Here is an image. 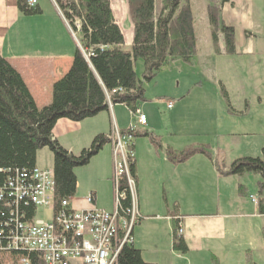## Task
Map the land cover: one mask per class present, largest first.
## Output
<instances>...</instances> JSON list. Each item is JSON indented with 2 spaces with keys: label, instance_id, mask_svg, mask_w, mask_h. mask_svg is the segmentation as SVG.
Returning a JSON list of instances; mask_svg holds the SVG:
<instances>
[{
  "label": "crops",
  "instance_id": "obj_1",
  "mask_svg": "<svg viewBox=\"0 0 264 264\" xmlns=\"http://www.w3.org/2000/svg\"><path fill=\"white\" fill-rule=\"evenodd\" d=\"M190 1L197 55L190 63L180 58L169 59L153 80L143 82L147 100L141 103L139 110L147 116V124L140 128L135 139L134 175L136 202L142 218L134 227V245L141 250L146 261L156 264H222V260L225 264H264V214L259 211V203H264V190L259 192L258 188L263 177L257 173L224 175L219 170L226 171L236 158L261 156L264 132L254 137L255 132L246 123H240L241 132H231L236 128L225 131L217 117L199 118L184 132H178L179 123L175 122V114L182 104L178 99L182 98L181 95L201 91L205 97H210L215 95L217 87L221 91L224 87L215 77V71L219 70V57L226 55L224 39L221 35V53L216 54L207 11L210 1L220 6L221 0ZM19 2L0 0V54L20 73L36 105L42 108L50 104L54 83L68 71L75 53L82 47L78 34L52 0H38L39 11L32 14H24ZM253 2L255 7L251 6ZM259 4L261 0H250L248 5L244 0H230L221 5L222 20L235 30V54L250 60L252 67L256 55L261 53L257 47L259 39L255 37V31L257 36L262 34ZM111 7L124 36L123 49L130 51L135 36L130 0H111ZM160 11L161 0H156V14ZM142 72V67L140 70L136 68L141 80ZM234 72L238 74L237 70ZM160 76L163 80L175 78L173 91L166 89L160 92ZM206 79L216 83L217 87L212 84V89H209ZM160 101L166 103L170 110V116L165 120L160 118ZM169 101L174 102L172 108L168 107ZM247 110L246 104L244 112H241H246L244 117L250 116ZM134 120L128 107L112 104L107 110L80 122L66 118L58 120L53 134L62 147L79 154L91 145L96 135L111 137L116 129L126 131ZM147 133L161 139V144L156 146ZM179 133L206 138L216 134L213 140L207 138L210 141L207 146L205 142L197 144L205 146L210 157L198 153L184 162H173L167 155L168 149L179 152L198 148L194 142L189 144L192 140L187 139L185 143L189 146H176L173 141ZM112 149L110 142L94 156L102 154L105 164L97 173L99 178L85 191L88 195L94 194L98 208L108 211L114 209ZM37 166L45 167L39 155ZM76 176L77 192L72 206L80 210L89 209L92 205L86 201L88 195L83 198V184L78 180L79 174ZM197 181L211 183L209 192L205 190L206 194L197 196V191L191 189ZM251 197L258 200L257 205ZM176 220L183 229L182 235L188 246L186 253L173 248ZM72 264L82 263L76 260Z\"/></svg>",
  "mask_w": 264,
  "mask_h": 264
},
{
  "label": "trees",
  "instance_id": "obj_2",
  "mask_svg": "<svg viewBox=\"0 0 264 264\" xmlns=\"http://www.w3.org/2000/svg\"><path fill=\"white\" fill-rule=\"evenodd\" d=\"M229 1L221 0L220 4ZM57 3L78 34L82 50L78 49L68 71L54 83L50 104L39 108L20 73L0 54V185L16 173L23 176L31 172L37 166L38 152L49 148L53 154L54 210L61 207L63 200H72L76 196L78 182L75 169L87 165L104 145L111 142L110 136L98 134L88 148L73 154L54 137L53 131L58 120L66 118L80 122L92 118L109 108L108 97L112 104H123L135 112L147 100L143 82L153 80L169 59L180 58L190 63L197 55L190 0H161L159 14H156V0H130L131 16L135 24L130 51L123 49L124 36L114 19L111 0H57ZM221 5L217 6L210 1L207 8L214 51L221 53L219 41L222 35L225 52L234 54L235 30L222 20ZM19 7L24 14L39 11L37 6L30 7L27 0H20ZM138 59L143 61L142 80L135 70ZM222 92L230 106L223 86ZM148 135L156 146L161 144V139ZM198 153L210 157L205 146L186 148L179 152L167 150V155L175 163L184 162ZM219 170L224 175H262L263 179L258 182L259 192H262L264 144L261 156L236 158L226 171ZM131 171L135 175V163L131 165ZM121 192L124 197L120 202V213L128 216L132 202L125 185ZM8 205L12 207L4 205L3 200H0V241H4L17 215L12 202H8ZM259 211L264 214L263 202L259 203ZM21 214L32 219L35 215L34 207L22 202L18 216ZM178 229L176 220L173 248L186 253L188 246ZM22 255H27L30 264H46L40 252H25ZM116 264L156 263L146 261L134 243H126Z\"/></svg>",
  "mask_w": 264,
  "mask_h": 264
},
{
  "label": "built area",
  "instance_id": "obj_3",
  "mask_svg": "<svg viewBox=\"0 0 264 264\" xmlns=\"http://www.w3.org/2000/svg\"><path fill=\"white\" fill-rule=\"evenodd\" d=\"M52 1L59 8L57 0ZM27 3L30 7H36L38 0H27ZM76 25L79 28V20ZM173 105L174 102L169 101L168 107L172 108ZM133 115L135 120L126 131L116 129L111 136L114 186L112 211L98 208L94 194L86 198L92 205L89 209H76L72 206V200L65 199L61 207L54 210L53 171L38 166L23 176L19 173L9 176L0 185V200L10 208L12 206L8 202H12L17 212L4 241H0V264H30L27 255H22L25 252H40L46 264H72L76 260L82 264L117 263L123 245L134 243V227L142 218L136 202V179L131 165L136 160L135 134L147 124V116L139 109ZM123 185L132 202L128 216L120 213ZM251 200L255 205L258 204L255 197H251ZM22 202L34 207L32 219L26 218L25 214L18 216ZM44 208L52 210V217L47 221L37 218L38 209ZM178 232L183 233L180 226Z\"/></svg>",
  "mask_w": 264,
  "mask_h": 264
},
{
  "label": "rangeland",
  "instance_id": "obj_4",
  "mask_svg": "<svg viewBox=\"0 0 264 264\" xmlns=\"http://www.w3.org/2000/svg\"><path fill=\"white\" fill-rule=\"evenodd\" d=\"M246 5L249 4L250 0H244ZM252 7L254 5H251ZM261 19H260V32H262L261 36H257V32L255 31V37L259 39L257 41V47L259 48L258 52H261L256 55L255 64L252 67V63L248 59H243L238 55L227 54L219 57L220 63L217 65L219 70L215 71V76L218 81L222 82L224 85V89H226L230 106L225 99L223 92L220 87H217L216 83L213 81H207L206 84L209 89H212V84L217 87V91L215 95H211L210 97H205V94L201 91H195L192 93H184L182 98H178L181 100V108L175 114V122L179 123L178 132H184V129H189L192 127L199 118L210 117L212 119L218 118L219 121L222 122L224 130L228 128L230 131L231 128H236L234 133L241 132L239 131L240 123L248 124L249 128L255 132V136L261 135L264 132V0H261V4H259ZM249 31V30H248ZM217 54V53H216ZM227 60V63H226ZM138 62V63H137ZM216 63V60L213 64ZM143 68V61L138 59L135 62V70L136 68L140 70ZM237 70V73L234 72ZM160 92L166 91V89L171 92L173 91L175 84V78H171L170 80H163V76H160ZM183 81V80H182ZM184 83V81H183ZM155 85V84H154ZM186 95V97H184ZM210 101L204 104L202 100ZM161 100V98H160ZM165 101V99H164ZM200 101V103H198ZM246 104L248 105V114L249 117H244L246 115L244 112L246 108ZM112 105V104H111ZM150 105V104H148ZM160 118L165 120V118H169L170 110L167 108L166 103H161L160 101ZM252 118V120H250ZM209 121V120H208ZM246 121V122H244ZM162 124V123H161ZM189 132V131H186ZM163 134H166L162 131ZM216 134L210 135L207 138L213 140ZM137 138V137H136ZM204 136H195L193 134L188 133H179L173 143L178 147H186L187 140L191 143L189 144H199L200 142H205L204 144H209L210 141ZM197 140V141H193ZM206 140V141H205ZM195 146V145H191ZM38 155L41 159V162L44 164L48 170L53 169V154L49 150V148H43L38 152ZM104 156L100 154L99 156L92 157L90 162L87 165L79 166L76 168V173L79 174V181L83 184L84 197L85 198L88 193L85 192L88 186L99 178L97 174L99 169L104 167ZM111 166H112V158H111ZM113 169V168H112ZM103 171V169L101 170ZM111 176V175H110ZM111 182H113V172L111 176ZM194 186L191 189H195L197 191V196L200 193L206 194L205 190L208 191V187L211 183L207 184L202 181H197V184H193ZM203 197V196H200ZM52 217V210L50 209H38L37 218L40 220L47 221ZM223 259V258H222ZM222 264H225V260H222Z\"/></svg>",
  "mask_w": 264,
  "mask_h": 264
}]
</instances>
